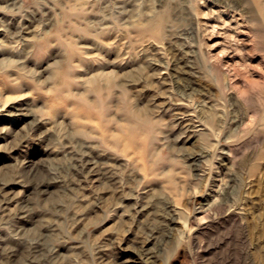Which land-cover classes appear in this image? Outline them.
<instances>
[{
    "label": "rangeland",
    "instance_id": "374dc122",
    "mask_svg": "<svg viewBox=\"0 0 264 264\" xmlns=\"http://www.w3.org/2000/svg\"><path fill=\"white\" fill-rule=\"evenodd\" d=\"M0 264H264V0H0Z\"/></svg>",
    "mask_w": 264,
    "mask_h": 264
},
{
    "label": "bare ground",
    "instance_id": "6f19581e",
    "mask_svg": "<svg viewBox=\"0 0 264 264\" xmlns=\"http://www.w3.org/2000/svg\"><path fill=\"white\" fill-rule=\"evenodd\" d=\"M28 26V25H27ZM31 36V35H30ZM153 50H154V48H153ZM152 55V54H151ZM186 68V67H185ZM164 72V71H163ZM174 73V72H173ZM162 76V75H161ZM163 77V76H162ZM177 78V77H176ZM169 85V84H168ZM19 101V100H18ZM19 103V102H18ZM12 104V103H11ZM185 105V104H184ZM23 106V105H22ZM21 106V107H22ZM15 107V106H14ZM95 107H98V106H95ZM166 107V106H165ZM181 107V106H180ZM185 107H186V105H185ZM23 108V107H22ZM99 108V107H98ZM164 108V107H163ZM162 108V109H163ZM17 109V108H16ZM18 109H20V108H18ZM101 109V108H100ZM182 109V108H181ZM187 110V109H186ZM190 110V109H189ZM176 111V110H175ZM181 111V110H180ZM183 111V110H182ZM188 111V110H187ZM176 114V113H175ZM189 116V115H188ZM178 118V117H177ZM192 118V117H191ZM181 119V118H180ZM188 119V118H187ZM187 121V120H186ZM183 123V122H182ZM188 125V124H187ZM191 126V125H190ZM198 127V126H197ZM200 127V126H199ZM196 129V128H195ZM204 130V129H203ZM202 130V131H203ZM194 131V130H193ZM195 132V131H194ZM197 134V133H196ZM74 155V154H73ZM87 158V157H86ZM36 162V161H35ZM34 163V162H33ZM29 164V163H28ZM90 164V163H89ZM35 169V168H34ZM85 169V168H84ZM37 171V170H36ZM73 172H74V170H73ZM37 174H38V171H37ZM102 178V177H101ZM115 178V177H114ZM93 179V178H92ZM104 179V178H103ZM113 180V179H112ZM99 183V182H98ZM86 188V187H85ZM2 198V197H1ZM22 198V197H21ZM47 198V197H46ZM27 202H28V200H27ZM22 203V202H21ZM28 205V204H27ZM138 206V205H137ZM170 206V205H169ZM146 209V208H145ZM175 209V208H174ZM134 210V209H133ZM21 214V213H20ZM145 214V213H144ZM178 214V213H177ZM45 231V230H44ZM48 232V231H47ZM153 234V233H152ZM162 234V233H161ZM159 237V236H158ZM5 244V243H4ZM27 244V243H26ZM40 247V246H39ZM10 248H11V246H10ZM102 248V247H101ZM100 248V249H101ZM123 248V247H122ZM12 249V248H11ZM42 251V250H41ZM46 254V253H45ZM151 254V253H150ZM39 258V257H38ZM101 258V257H100ZM45 259V258H44ZM137 259V258H136ZM139 262V261H138Z\"/></svg>",
    "mask_w": 264,
    "mask_h": 264
}]
</instances>
